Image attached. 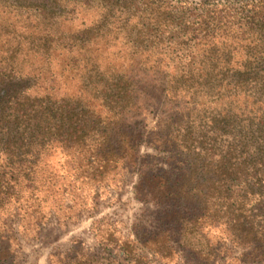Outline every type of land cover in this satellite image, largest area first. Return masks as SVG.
Wrapping results in <instances>:
<instances>
[{"label": "trees", "instance_id": "obj_1", "mask_svg": "<svg viewBox=\"0 0 264 264\" xmlns=\"http://www.w3.org/2000/svg\"><path fill=\"white\" fill-rule=\"evenodd\" d=\"M251 90L264 99V0H0V227L10 216L34 239L60 211L59 154L98 178L95 194L113 169L122 187L135 178L153 210L123 257L138 245L163 263L187 232L223 225L240 257L263 261L264 100L254 108Z\"/></svg>", "mask_w": 264, "mask_h": 264}, {"label": "rangeland", "instance_id": "obj_2", "mask_svg": "<svg viewBox=\"0 0 264 264\" xmlns=\"http://www.w3.org/2000/svg\"><path fill=\"white\" fill-rule=\"evenodd\" d=\"M187 1L216 3L220 0ZM251 37L255 38L253 34ZM250 51L255 55L259 49L251 47ZM250 67L254 69L257 66L252 62ZM250 92L255 95L249 103L252 102L251 104L256 105L252 107L257 108L260 106L257 102L264 99H259V95L253 90ZM261 95L264 96V92ZM256 118L252 113L246 121ZM140 154L154 152L141 147ZM84 170L79 169L77 163L65 161L59 154L56 156L50 172L55 173L56 188L60 190L51 198L59 204L60 211L54 216H47V221L39 228L34 239L24 228L14 225L17 222L15 218L1 216V221L5 224L0 227V235L4 240L0 245V264H264V260L251 261L240 257L242 251L237 249V244L232 243V238L223 225L209 231L202 227V230L198 229L191 235L187 232L181 244L173 245L172 258L163 263L149 255L151 248L136 245L131 255L135 262L131 263V258L122 256L125 251L124 240L132 234V226L137 223L135 219L143 218L153 207L134 199L132 185L135 178H125L128 183L123 187L116 183L120 182L123 174L119 168L112 170L109 176L115 178L114 181L104 182L105 186H100L99 194L93 192L98 178L91 176V172L82 177ZM51 200L49 199L50 203ZM93 204L96 205V210L90 211ZM66 206L71 207L75 216L68 223L63 221L68 211ZM80 210L83 211L81 215L78 213ZM58 222L62 224L59 225Z\"/></svg>", "mask_w": 264, "mask_h": 264}]
</instances>
